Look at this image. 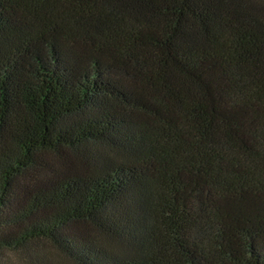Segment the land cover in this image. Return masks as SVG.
<instances>
[{
	"label": "trees",
	"instance_id": "trees-1",
	"mask_svg": "<svg viewBox=\"0 0 264 264\" xmlns=\"http://www.w3.org/2000/svg\"><path fill=\"white\" fill-rule=\"evenodd\" d=\"M264 264V29L231 0H0V264Z\"/></svg>",
	"mask_w": 264,
	"mask_h": 264
},
{
	"label": "rangeland",
	"instance_id": "rangeland-1",
	"mask_svg": "<svg viewBox=\"0 0 264 264\" xmlns=\"http://www.w3.org/2000/svg\"><path fill=\"white\" fill-rule=\"evenodd\" d=\"M231 4L233 11L237 13V17L252 18L264 29V0H231ZM36 247L43 259L48 262L67 264L64 257L58 254L49 243L40 241Z\"/></svg>",
	"mask_w": 264,
	"mask_h": 264
}]
</instances>
